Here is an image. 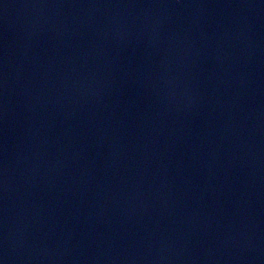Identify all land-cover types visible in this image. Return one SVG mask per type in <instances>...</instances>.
I'll use <instances>...</instances> for the list:
<instances>
[{"label": "water", "instance_id": "water-1", "mask_svg": "<svg viewBox=\"0 0 264 264\" xmlns=\"http://www.w3.org/2000/svg\"><path fill=\"white\" fill-rule=\"evenodd\" d=\"M0 264H264V0H0Z\"/></svg>", "mask_w": 264, "mask_h": 264}]
</instances>
